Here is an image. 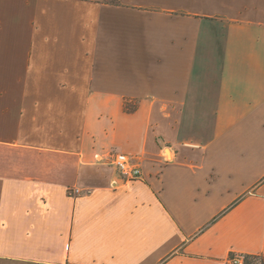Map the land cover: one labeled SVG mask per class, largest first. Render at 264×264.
<instances>
[{
	"label": "crops",
	"instance_id": "obj_1",
	"mask_svg": "<svg viewBox=\"0 0 264 264\" xmlns=\"http://www.w3.org/2000/svg\"><path fill=\"white\" fill-rule=\"evenodd\" d=\"M243 254L264 255V0H0V264Z\"/></svg>",
	"mask_w": 264,
	"mask_h": 264
},
{
	"label": "built area",
	"instance_id": "obj_2",
	"mask_svg": "<svg viewBox=\"0 0 264 264\" xmlns=\"http://www.w3.org/2000/svg\"><path fill=\"white\" fill-rule=\"evenodd\" d=\"M107 156L122 175H126L129 179L141 177L139 166L127 154L110 151ZM74 192H78V189H75ZM229 264H243V257L241 255H233L229 258Z\"/></svg>",
	"mask_w": 264,
	"mask_h": 264
},
{
	"label": "trees",
	"instance_id": "obj_3",
	"mask_svg": "<svg viewBox=\"0 0 264 264\" xmlns=\"http://www.w3.org/2000/svg\"><path fill=\"white\" fill-rule=\"evenodd\" d=\"M243 264H264V255L258 254H243ZM79 264V263H69Z\"/></svg>",
	"mask_w": 264,
	"mask_h": 264
}]
</instances>
